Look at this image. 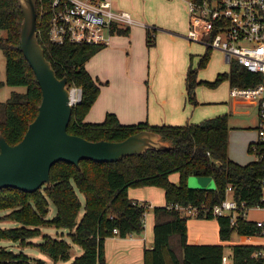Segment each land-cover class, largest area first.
Here are the masks:
<instances>
[{
  "label": "trees",
  "instance_id": "trees-1",
  "mask_svg": "<svg viewBox=\"0 0 264 264\" xmlns=\"http://www.w3.org/2000/svg\"><path fill=\"white\" fill-rule=\"evenodd\" d=\"M51 0H38V35L47 58L53 63L59 77H68L69 86L81 89V100L73 106L68 131L89 140L121 141L136 132L148 129L171 146L149 149L142 154L125 156L118 161L101 162L83 159L80 166L60 161L51 169L52 185L33 191L17 188L0 189V210L9 209L4 217L16 220L19 225L0 227V239L19 241L21 245L33 243L29 238L41 234L44 225L71 230L74 243L82 248L70 264H107L105 240L109 236L127 237L142 234L145 214L150 210L147 201L131 198L129 187L159 186L164 188L166 204L153 207L155 218L154 242L146 248L144 264H223V244L190 243L188 218L173 205L214 206L222 203L227 195L241 205H264V162L252 160L241 164L229 155L230 122L228 114L206 118L199 123L185 125L150 124L147 121L122 123L115 112H108L102 122H88L85 117L100 93L99 82L86 68V62L104 45L54 44L49 40ZM24 14L19 0H0V49L6 57V83L24 85L26 92L14 91L6 101H0V131L10 144L21 141L29 125L37 117L42 102V89L36 74L21 50V27ZM130 26L114 25V34L128 35ZM155 34L148 29V44H154ZM211 55L207 49L198 67L205 65ZM198 67H189L186 77L188 100L197 104V86L206 83L217 87L225 80L230 85L249 86L262 80L260 73L249 71L232 61L230 70L218 74L214 81L198 79ZM180 174L179 183L171 181L170 174ZM191 176H207L215 187L193 188ZM228 187H232L228 193ZM85 196V212L80 217ZM50 202L57 208L49 219ZM173 206V207H172ZM199 218H217L219 234L223 241L231 239L233 229L240 234L255 235L261 228L255 220L238 215L236 225L230 215H198ZM114 228L118 232H114ZM55 262L71 257V244L65 239L44 235L41 243H34ZM256 244H234V264H264L256 256ZM0 264H47L45 260L30 257L24 251L0 248Z\"/></svg>",
  "mask_w": 264,
  "mask_h": 264
},
{
  "label": "rangeland",
  "instance_id": "rangeland-1",
  "mask_svg": "<svg viewBox=\"0 0 264 264\" xmlns=\"http://www.w3.org/2000/svg\"><path fill=\"white\" fill-rule=\"evenodd\" d=\"M119 5L129 12H131L135 23L132 25L136 28V43L141 53L142 67L146 65L148 71H161L160 82L169 83L171 82V71H180L177 66L181 62V55L184 52L186 57V66L193 65L195 68L198 67L200 61L199 54H204L208 49L203 44H200L191 40L176 41L173 39L166 38L164 36H171L166 32H160L159 26L165 27L175 31L176 33H186L188 26L187 6L182 0H119ZM43 10V9H42ZM141 23L152 24V32L155 34L153 41L157 38L156 45L145 46L140 41L143 30ZM6 32L0 30V35ZM182 38L181 36L177 35ZM114 37H117L114 36ZM119 39V38H118ZM142 43V44H141ZM144 48V50H143ZM231 63L226 60L224 52L221 50L211 49V55L205 65L198 67V78H202L207 81H214L219 72L229 71ZM181 71H184L182 69ZM179 78V77H176ZM6 57L4 52L0 49V101H6L12 92H26L27 87L24 85H9L6 83ZM200 80V79H199ZM184 82V81H183ZM112 82V87L115 85ZM147 86L149 81H147ZM163 85V84H162ZM166 86V85H164ZM175 89L181 91V82L176 83ZM167 87V86H166ZM196 97L198 100L197 104H193L188 100L187 107L190 109L192 114L190 119L192 123H199L202 120L210 117H214L220 114H228L230 122L229 131V153L234 155L237 160H256L255 153L250 150V145L253 139L256 137V118L257 108L251 104H236V100L231 96V85L227 81H223L217 87H211L206 83H201L197 86ZM256 130V131H255ZM230 153L231 157L232 154ZM245 164V163H241ZM179 175V174H176ZM192 180V176L189 181ZM192 182V181H191ZM214 183V182H213ZM215 187V183L213 184ZM191 186V185H190ZM78 191V190H77ZM78 194L83 202V207L80 212L79 219L85 212V196L82 192L78 191ZM258 208L250 209V216H256ZM9 209L0 210V216L4 217ZM57 213L56 206L50 202L49 213L47 218H53ZM19 223L16 220L9 218L0 219V227L10 228L18 226ZM188 226H190V237L193 239L198 234H208L210 239L219 240L224 248V261L225 264H232V249L233 244H236L241 240L242 234L236 229H233L231 233V239L223 241L219 234L218 220L217 218H199L196 216H189ZM65 231V233H63ZM71 230L59 229L55 226L44 225L42 226V233L29 238L26 245H21L19 241L11 239H0V248H7L14 251H24L30 257L35 259L45 260L47 264H55L54 260L44 252L38 245L34 243H41L44 240V235L48 234L52 237L59 239H65L71 244V257L68 260L60 261L58 264H70L80 255L82 248L79 244L72 241ZM249 238L251 236H248ZM253 237V236H252ZM256 236H254L255 239ZM258 238V237H257ZM234 264V261H233Z\"/></svg>",
  "mask_w": 264,
  "mask_h": 264
},
{
  "label": "built area",
  "instance_id": "built-area-1",
  "mask_svg": "<svg viewBox=\"0 0 264 264\" xmlns=\"http://www.w3.org/2000/svg\"><path fill=\"white\" fill-rule=\"evenodd\" d=\"M187 6L189 26L184 37L203 44L209 49L221 50L226 60L237 61L249 71L260 73L262 80L254 85L231 86V96L257 108V137L250 150L256 160L264 162V0H183ZM43 13L50 15L49 40L54 44H93L107 46L112 42L114 25L131 26L132 14L114 8L111 0H51ZM153 27V26H152ZM80 89L78 87H71ZM81 90V89H80ZM81 100L73 101L75 106ZM264 188V180H263ZM232 187H228V193ZM264 200V196H263ZM183 215H230L236 225L238 215L246 217L251 207L241 205L229 193L226 199L214 206L173 205ZM172 206V207H173ZM254 207L264 208V205ZM146 216V214H145ZM261 238L256 256L264 258V220H257ZM114 232H118L114 228ZM223 264L224 255H223Z\"/></svg>",
  "mask_w": 264,
  "mask_h": 264
},
{
  "label": "crops",
  "instance_id": "crops-1",
  "mask_svg": "<svg viewBox=\"0 0 264 264\" xmlns=\"http://www.w3.org/2000/svg\"><path fill=\"white\" fill-rule=\"evenodd\" d=\"M118 1L119 0H111L114 8L123 9ZM141 26L142 27L139 28H143V30L140 32L142 36L140 41L143 42L145 48V46H150L148 44V29L152 32V26L154 25L141 23ZM137 27L131 25L130 33L128 35L114 34L112 42L109 45L100 49L87 60L86 68L99 82L100 93L87 113L85 121L102 122L108 112H115L120 121L126 124L141 121H147L154 125H185L186 123H192L190 119L192 114L187 107L188 91L186 77L188 70L185 64V53H182L181 62L177 66L180 71H171V82H160V77L162 75L161 71H148L146 65L142 67V60L140 58L141 53L135 39ZM158 29L160 32H166L171 35L170 37H164L185 43L183 40H186V38L182 32L176 33L171 29L161 26H159ZM116 35L117 37H114ZM156 43L157 38L155 39L154 45H156ZM202 55V53L199 54L200 57ZM182 69H184V71H181ZM198 79L201 81H207L202 78ZM147 81H149L148 86L146 84ZM226 81L227 83H230L229 80ZM112 82L116 83L113 87ZM178 82H181V91L177 88L175 89L174 85ZM234 101L236 104H247L238 99ZM231 158L239 163H248L253 160V158L250 160H237L233 154ZM176 174L179 173H171L170 179L175 183H179L180 174ZM128 194L131 198L140 201H147L149 204L150 210L147 211L145 216V230L142 234H132L127 237H119L118 235L107 237L105 240L107 264H144L145 249L152 248L154 242L155 218L152 209L154 206L166 204L165 190L159 186L129 187ZM252 208L256 209L258 207H251L250 209ZM250 209L246 215L247 219L255 221L264 220V208H258L260 211L255 210V217L250 216ZM63 233H65V231H63ZM190 233V226H188V241L190 243L221 244L219 240L210 239L208 234H198L191 239ZM248 236L251 237L249 238ZM239 243L259 244L261 243V238H257L256 236L254 239V236L252 237V235L242 234L241 240L236 244ZM231 260L233 264L234 259L232 258ZM59 262L54 261L55 264H58Z\"/></svg>",
  "mask_w": 264,
  "mask_h": 264
},
{
  "label": "water",
  "instance_id": "water-1",
  "mask_svg": "<svg viewBox=\"0 0 264 264\" xmlns=\"http://www.w3.org/2000/svg\"><path fill=\"white\" fill-rule=\"evenodd\" d=\"M19 3L24 14L21 50L41 86L42 102L21 141L12 145L0 131V189L11 187L33 192L44 185L51 186V169L60 161L80 166L83 159L118 161L149 149L171 147L159 139L158 133L148 129L121 141H93L70 133L73 104L69 79L57 75L39 41L38 0H19ZM191 181L189 185L193 188L214 186V180L207 176H192Z\"/></svg>",
  "mask_w": 264,
  "mask_h": 264
},
{
  "label": "bare ground",
  "instance_id": "bare-ground-1",
  "mask_svg": "<svg viewBox=\"0 0 264 264\" xmlns=\"http://www.w3.org/2000/svg\"><path fill=\"white\" fill-rule=\"evenodd\" d=\"M80 95H81V90L80 89H74L72 91V99H73V101L79 99Z\"/></svg>",
  "mask_w": 264,
  "mask_h": 264
}]
</instances>
